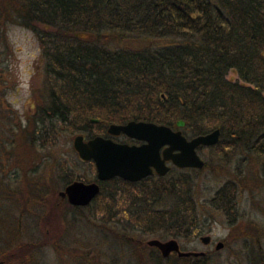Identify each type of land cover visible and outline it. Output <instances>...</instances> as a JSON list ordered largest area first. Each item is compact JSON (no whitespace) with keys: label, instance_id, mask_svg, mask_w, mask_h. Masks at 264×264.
<instances>
[{"label":"trees","instance_id":"16d2710c","mask_svg":"<svg viewBox=\"0 0 264 264\" xmlns=\"http://www.w3.org/2000/svg\"><path fill=\"white\" fill-rule=\"evenodd\" d=\"M8 22L34 32L42 86L22 118L6 99L14 71L0 66V204L13 190L19 192L14 203L45 201L37 179L40 149L54 145L62 128L89 137L104 135L110 122L143 119L174 127L182 119L186 136L219 129L208 147L220 160L239 152L264 156V0H0V54L10 52ZM229 69L236 80L226 77ZM57 165L63 170L64 160ZM169 171L135 181L99 180V191L83 206L56 196L35 213L47 228L43 238L17 240L15 226L0 238V264H34L35 248L53 239L45 221L54 220L62 204L79 211L92 206L102 226L125 221L120 230L107 228L129 243L137 264H148L147 244L129 230L189 239L207 229L208 210L196 203L192 179L169 177ZM74 178L64 170L60 179ZM233 184L227 179L215 190L210 209L234 214ZM229 220L228 235L251 238L258 231L244 220ZM252 242L259 247L258 236ZM149 247L166 264L207 261L206 252L162 257ZM256 261L264 255L253 256Z\"/></svg>","mask_w":264,"mask_h":264},{"label":"rangeland","instance_id":"374dc122","mask_svg":"<svg viewBox=\"0 0 264 264\" xmlns=\"http://www.w3.org/2000/svg\"><path fill=\"white\" fill-rule=\"evenodd\" d=\"M5 34L10 52L0 54V66L10 67L15 75V82L7 90L6 99L23 118L26 112H31L34 108V100L42 86L38 40L30 28L19 22H8ZM226 77L230 80L237 79L233 69L227 71ZM91 127L96 130L93 125ZM78 132L86 133L62 128L57 131L54 145L40 149L41 160L37 166V179L45 185L40 189L45 196L44 202L36 201L33 207L28 203H14L15 197L19 196L18 190L9 193L8 199L1 200L4 202L0 204V238L10 236L16 226L19 237L17 240L42 239L43 231H47V228L36 219L35 213L41 214V210L45 211L58 196L57 191L65 185L60 179L64 170L73 172L76 178H82L83 181L93 179L94 166L88 160H81L71 146V138ZM118 139L124 137L119 136ZM196 151L203 160L201 167H171L168 176L176 177L179 173H184L192 179L196 203L203 204L205 210L210 211H207L209 216L205 220L207 229L201 234H209L211 240L207 244L201 243L198 239L201 234L189 239L176 238L180 248L206 252L207 261H204V264H257L259 261L252 262L253 256L259 253L264 255V156L239 152L229 161H223L206 145H200ZM58 159L64 160L65 168L61 171L58 169ZM227 179L233 180L235 189L236 207L232 215L209 208L211 196ZM202 211H198V221L202 219ZM55 212L58 215H54V220L49 217L48 221H45L47 227L50 225L53 239L35 248L34 264H137L129 243L107 228L112 225L114 229L120 230L127 225L125 221L120 219L117 224L104 222L102 226L100 215L92 206L79 211L62 204L56 207ZM229 218L241 219L258 227L255 235L259 238V247L252 242L255 235L251 238H241L234 233L228 235ZM129 231L143 241L150 237H171L142 233L138 230ZM216 240L223 242L219 249H214ZM244 240L247 247L242 245ZM143 251L148 264H166V260L163 261L155 255L153 248L146 245Z\"/></svg>","mask_w":264,"mask_h":264},{"label":"water","instance_id":"95a60500","mask_svg":"<svg viewBox=\"0 0 264 264\" xmlns=\"http://www.w3.org/2000/svg\"><path fill=\"white\" fill-rule=\"evenodd\" d=\"M89 120L96 121L97 118ZM183 124L182 119H177L174 127L143 119H129L121 123L110 122L106 125L107 134L116 135L122 132L141 142L138 144L119 142L101 134L83 137L78 132L72 136L71 146L81 160L93 162L96 180H104L116 175L133 181L150 174L152 170L163 175L170 167L167 162L176 167H201L203 160L199 157L196 147L216 143L219 129L215 127L203 133L186 136L180 129ZM96 180L83 181L74 178L57 193L65 196L70 204L85 205L99 191ZM198 239L201 243L207 244L210 235L201 234ZM145 243L154 246L162 256L170 252H174L177 256L203 254L202 250L180 248L174 237L165 239L150 237ZM222 245L221 240H216L214 249H219ZM257 264H264V261H259Z\"/></svg>","mask_w":264,"mask_h":264},{"label":"flooded vegetation","instance_id":"af4514ba","mask_svg":"<svg viewBox=\"0 0 264 264\" xmlns=\"http://www.w3.org/2000/svg\"><path fill=\"white\" fill-rule=\"evenodd\" d=\"M97 121V120H96ZM104 134V136H109V137H111L113 140H115V141H119V142H126V143H135V144H138V143H140L141 141L140 140H137V139H134V138H131V137H128V136H126L125 134H123L122 132H119L118 134H116V135H111V134H107L106 133V127H105V132L103 133ZM83 135V134H82ZM102 135V134H101ZM119 136H123L124 137V139H118V137ZM83 137H85L84 135H83ZM198 147V146H197ZM196 147V148H197ZM93 163V162H92ZM168 164H169V169H171V167H176V166H174V165H172V164H170L169 162H167ZM93 166H94V164H93ZM176 168H194V167H176ZM95 169V168H94ZM168 169V170H169ZM148 175H150V176H155V175H159V174H157L154 170H152V172L150 173V174H148ZM114 176H116V175H114ZM147 176V175H146ZM116 177H120V176H116ZM145 177V176H144ZM120 178H122V177H120ZM141 178H143V177H141ZM124 179V178H123ZM140 179V178H139ZM91 180H96L95 179V175H94V177H93V179H91ZM97 182L99 181V180H96ZM129 181H131V180H129ZM133 181H135V180H133ZM67 183V182H66ZM65 183V184H66ZM99 184V183H98ZM62 198H64L65 200H66V197L65 196H61ZM92 199V198H91ZM67 201V200H66ZM68 202V201H67ZM71 205H73V204H71ZM86 205V204H85ZM80 206H83V205H80ZM210 240L211 239H209V242H210ZM208 242V243H209ZM159 252V251H158ZM172 253H174V252H170V253H168L166 256H162L160 253V255L162 256V257H168L169 255H171ZM203 254H204V251H203ZM203 254H201V255H203Z\"/></svg>","mask_w":264,"mask_h":264}]
</instances>
